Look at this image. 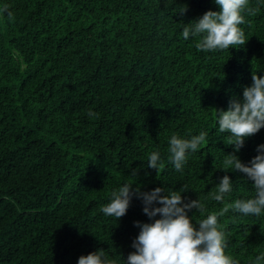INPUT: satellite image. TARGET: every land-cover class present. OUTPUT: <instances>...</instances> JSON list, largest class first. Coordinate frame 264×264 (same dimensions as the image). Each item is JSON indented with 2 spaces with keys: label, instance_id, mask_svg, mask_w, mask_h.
Segmentation results:
<instances>
[{
  "label": "trees",
  "instance_id": "1",
  "mask_svg": "<svg viewBox=\"0 0 264 264\" xmlns=\"http://www.w3.org/2000/svg\"><path fill=\"white\" fill-rule=\"evenodd\" d=\"M4 5L14 19L0 15V264H78L100 249L124 264L135 251L136 222H152L136 198L119 221L102 213L126 183L143 192L186 185L185 201L205 205L203 214L188 213L197 229L225 205L254 197L243 173L224 172L233 148L213 109L242 100L253 73L264 77V0H249L254 16L242 12L246 44L215 52L197 51L199 37L182 36L187 23L220 11L214 0H0ZM201 131L207 144L176 171L170 138ZM260 145L264 128L236 155L249 165ZM153 152L164 165L158 173L147 167ZM225 175L232 191L218 204L209 193ZM218 225L225 254L238 264L264 253V212L229 209Z\"/></svg>",
  "mask_w": 264,
  "mask_h": 264
},
{
  "label": "clouds",
  "instance_id": "2",
  "mask_svg": "<svg viewBox=\"0 0 264 264\" xmlns=\"http://www.w3.org/2000/svg\"><path fill=\"white\" fill-rule=\"evenodd\" d=\"M220 11H207L202 17L189 22L183 28L182 36L188 39L199 37L195 47L197 51H223L246 44L245 34L239 25L245 23L242 12L254 16L258 9L249 6V0H214ZM187 12L183 7L181 14ZM6 14L7 19H14L8 5L0 7V15ZM252 85L243 90L242 100L230 102L228 110L213 109L220 133H227V141L233 148V153L224 155V172L243 173L253 182L255 195L249 199H237L222 207L217 214H210L194 227L188 213L193 209L201 214L205 205L200 199L188 200L182 197L187 192V186L179 191L155 188L150 192L133 188L132 184H124L111 194V201L101 208L105 216L115 217L119 221L127 214L133 198L143 204V213L151 223L136 222L140 229L133 240L132 248L124 264H238V261L225 254L226 235L219 230L218 216H223L231 209L243 216H260L264 212V145L257 147V155L249 162L243 163L236 153L245 145V140L256 135L264 128V77L252 74ZM90 117L97 114L89 112ZM208 133L201 131L189 139L170 138L168 152L169 161L174 169L182 172L189 153H196L202 145L207 144ZM163 163L158 152H153L148 158V168L159 172ZM137 170L132 171L136 176ZM232 191V182L228 175L209 193L211 199L223 204L225 195ZM166 193V194H164ZM159 205V206H156ZM156 217H159L158 219ZM264 261V253L258 255L254 264ZM78 264H115L105 256L100 249L87 256H81Z\"/></svg>",
  "mask_w": 264,
  "mask_h": 264
}]
</instances>
